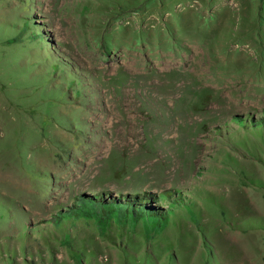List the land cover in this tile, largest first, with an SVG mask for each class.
Returning a JSON list of instances; mask_svg holds the SVG:
<instances>
[{
    "label": "rangeland",
    "instance_id": "1",
    "mask_svg": "<svg viewBox=\"0 0 264 264\" xmlns=\"http://www.w3.org/2000/svg\"><path fill=\"white\" fill-rule=\"evenodd\" d=\"M262 119L264 0H0V264H264Z\"/></svg>",
    "mask_w": 264,
    "mask_h": 264
},
{
    "label": "trees",
    "instance_id": "2",
    "mask_svg": "<svg viewBox=\"0 0 264 264\" xmlns=\"http://www.w3.org/2000/svg\"><path fill=\"white\" fill-rule=\"evenodd\" d=\"M258 127H264V119L256 123ZM150 193L144 195H126L125 198L106 200L101 195L80 196L77 201L60 217L86 218L94 220L103 233H107L112 226L125 229V234L145 238L159 233L164 228L169 217V210H162L151 206L149 201L154 198ZM172 196L167 192L159 200ZM131 232H133L131 234Z\"/></svg>",
    "mask_w": 264,
    "mask_h": 264
}]
</instances>
